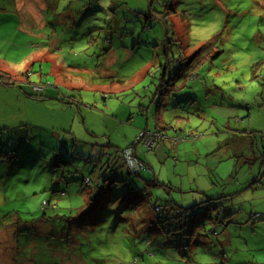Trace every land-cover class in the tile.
I'll use <instances>...</instances> for the list:
<instances>
[{
    "label": "rangeland",
    "instance_id": "obj_1",
    "mask_svg": "<svg viewBox=\"0 0 264 264\" xmlns=\"http://www.w3.org/2000/svg\"><path fill=\"white\" fill-rule=\"evenodd\" d=\"M149 11L154 19L169 12L174 40L185 56L197 57L196 66L174 80L180 81L178 109L168 105L160 113L165 124L197 134L195 146L185 142L191 152L185 163L192 164L175 176L171 161H182L173 152L183 149L184 142L177 140L183 132L177 136L176 129H157L152 110L151 133L157 129L159 145L175 146L167 147L172 160L156 167L157 173L164 169L162 180H154L150 168L142 178L123 173L138 193L128 183L116 185L92 212L99 217L93 223L86 219L90 212L81 210L85 202L80 194L85 177H91L81 172L93 168L88 155L97 150L89 120L110 109L119 115L127 103H138L131 102L129 89L109 96L89 87L103 84L99 77L112 55L110 72L132 81L152 65L135 86L138 91L149 86L144 96L151 97L159 70L165 68L162 43L167 30L149 18ZM72 20L76 26L66 29ZM56 40L52 63L45 56ZM80 66L96 70L88 88L71 89L72 80L64 76L67 87H55L56 73L75 76L83 71ZM0 69L18 76L16 84L0 85V264H264V191L253 194L259 189L253 183L264 171L257 176L259 159L240 164L256 154V143L264 136V0H0ZM41 84L68 96L73 125L53 131V123L39 118L41 111L35 112L37 103L30 97L45 95L35 89ZM70 99L82 102L77 106ZM222 100L228 109L212 107ZM243 103L263 111L245 123V111L234 109ZM114 126L112 144L121 147L130 129L117 122ZM73 146L76 152H68ZM155 149L140 145L138 152L147 163L142 150ZM55 151L67 152L69 162L51 166ZM258 151L263 152L262 144ZM182 183V192L189 193L172 188ZM207 190L213 200L200 195ZM44 202L49 204L43 208ZM172 204L182 208L189 224L179 227L173 221L171 226L160 220L165 208H155ZM229 204L237 208L227 214ZM254 214L261 217L254 219Z\"/></svg>",
    "mask_w": 264,
    "mask_h": 264
},
{
    "label": "crops",
    "instance_id": "obj_2",
    "mask_svg": "<svg viewBox=\"0 0 264 264\" xmlns=\"http://www.w3.org/2000/svg\"><path fill=\"white\" fill-rule=\"evenodd\" d=\"M19 6H21V4H19ZM69 14L70 13H68V15ZM75 24L76 23H74V21H71V23L69 21L68 23H66L64 25V27L67 26L66 29H68L69 25H72V27H75L76 26ZM111 40H112V38H110V41ZM57 43L58 42L56 40L55 43L53 45H51L50 48L47 47V49H49V50L47 51V55L45 56V59L51 61L52 63H53V58L55 56H57L56 52H54V53L52 52V50H54V51H56V49L58 50V47H57L58 44ZM10 44L13 45V43H10ZM110 46L112 47V42H110ZM110 48L108 49V51H107L108 53L106 56H109L111 54L112 49H110ZM106 56H105V58H106ZM95 65L99 66L98 61L96 62ZM85 66H87V65L85 64ZM111 66H112V55H111V60L106 61V64L104 66L105 72H104L103 76L99 77V79H102V82H103V84L101 86H99V85L91 86V87L88 86V82L92 81V79H91L92 77L97 78L94 75L96 70L95 69H89L90 67H81L80 66V68L83 69V71L79 70L80 73L75 75V76H70L67 72H64V71H61L60 74H58V73L55 74V76L57 77L55 87H57V88H60V86L67 87L66 81H63V80L69 79V80H72L71 85L75 86V87H72L71 89L75 88V89L80 90V88H88L89 87L91 89H95L96 91H101L102 93L109 94V96L112 93H114L116 96V95H118L119 92H122V93L128 92L127 91L128 89L131 91V93H130L132 95L131 102L133 101L134 103L137 102L139 104L133 105V104L127 103L126 104L127 107H125L123 112L119 115H116V114L112 115V109H110L108 112H105V113H103L101 111V113H98L99 116L97 118H92L89 120L90 125H91V127L88 126L89 132H90L91 138H93L95 140L94 148L97 149L95 152L99 153L101 151V152H104L105 154H110V156H112L111 154L113 153V151H118L120 148H123L127 144L134 141L138 135L139 130L144 129V128L149 129V130L151 129L149 116H150V112L152 110H153L152 116L155 118V115H154L155 109H152L153 108L152 99L154 100V97H155L154 93L151 94V97L150 96H144L147 93L149 86L143 87L142 91H138V89H136V87H135L137 85V83H139L142 80L141 77H145V75L148 74L146 72L149 70L150 67L152 68V65L148 64L147 68L140 71L138 73L140 75H138L136 79H133V81L130 79L129 76L123 75L124 76L123 77L122 75L119 76L115 73H111L110 69H109ZM92 68H94V67H92ZM82 75H85V76H82ZM63 76L65 79L61 78ZM112 78H119V79L110 80ZM139 79H141V80L139 82H136ZM154 81H157V80H154ZM110 82L114 83V87L111 88V86H109L108 83H110ZM129 82L131 83V85H129ZM154 83L152 85V88H153V91L155 92V84ZM43 85H45V84H43ZM43 85L42 84L37 85V86L35 85L36 86L35 89L37 92L45 93L44 96L40 95V99H37V96H35V95H33L34 98L30 97V99L32 101H35L37 103V105L34 107H35V109H38V110H35V112L41 111V113H40L41 116H39V118L42 119V117H45V121L47 123H53L54 124L53 125V131H54V128H61L63 130V129H65L66 126L68 127L69 125H73L75 123V119H74V117H72L70 115V112H69L70 108L68 107L69 106L68 96L62 92H60L61 94H58L57 92L55 93L53 90L52 91L47 90V89L45 90V88L48 87V85L47 86H43ZM40 87L42 89H40V90L37 89ZM111 90H112V92H110ZM137 91L139 94L137 96H134V94ZM246 95H248V94H246ZM48 101H50V102H48ZM52 101H54V102H52ZM125 101L126 100H124V102ZM81 102H82L81 99H80V101L75 100V99H73V101L71 100V104L74 105L76 103L77 106H79V104H81ZM256 102H257V100H256ZM212 107H214V108L221 107V108H225V109L229 108L228 105L225 104L224 100H222L219 105L215 104ZM231 107L234 108V107H237V105H233ZM239 107H241V108H234V109H238L239 113H241L242 110L245 111L246 114L242 119H244V118L248 119L249 118L248 121L245 123H248L249 121H251L253 119L254 116L258 115L259 113H262V111H263L262 109L258 108V110L255 112V110L251 106H248L247 104H244V103L241 104ZM249 110H250V113L248 112ZM71 114L73 115V113H71ZM112 116H113V122H112ZM83 117H84V121H85L86 120L85 115ZM120 120H124V121H120ZM114 122H117L123 128L130 129V131L127 130V135L125 136V138L122 135V138H124L125 141L123 142L121 147H116L115 145L112 144V128L115 127ZM161 122H162L161 126L164 127L166 125L165 121H163V119H161ZM249 128H251V127H249ZM70 130H71V128H70ZM130 133H131V137L129 136ZM97 141L99 143H96ZM195 143L196 142H194L193 146H195ZM260 144H262V146H263V152L262 153L260 151H258ZM260 144L256 143V149H257L256 154H253L252 157L251 156L247 157L248 161L243 160L242 162H240L241 165H246L249 161L253 160L252 164H256L258 159H259V162L261 161L260 169H259V172L257 174V176H259V177L261 176L262 171H264V136L261 138ZM178 145H181V144H177V146ZM189 146H190V143H184L183 149H180L181 148L180 147L178 150L173 152V154L179 155L178 158H181L182 161H180L179 159H176V158L174 160H172L171 157L168 156V150L169 149L167 147H171L172 150L175 148V146H172L171 142H166V145H163V146L160 144L159 146L156 147V149L154 150L153 153H147V152L142 150V152H143L142 154L144 156L143 158L147 161L148 164L143 159L142 160L146 163L147 167L150 168V170L154 171V176H155L154 180H162V178L164 176V174L162 172L164 169L159 170L158 173L155 172V170H156V167L158 165H162V166L165 165L166 166L169 162L167 160H172L171 162L173 164V166H172L173 172H175L174 173L175 176H178L181 174V172L184 171L183 168L186 169L188 165L190 167L192 164L189 162L185 163V160H190V158H191V157L190 158L188 157L189 152H190L188 150ZM75 150H76V148L73 146V150L69 149L67 151L74 153V152H76ZM62 154H67V152L62 153ZM85 155L86 154H82L83 157ZM180 156H182V157H180ZM113 163L115 164V166H117L119 168L121 167V169L118 172H116L112 169H111V172L109 171L110 175H109L108 179H106V180H108L107 182L109 183V185H110V183L112 185L109 186L108 188H105L104 191L98 192L100 183L104 179L103 178L104 175H101L102 173H100V172H102V171H100V169L98 167H96V169L91 170V172H93L92 175L88 174V176H91L93 182L90 183V180L88 179V177H85L86 188L82 192H80V194L82 196H84V202H85V204L81 207L82 211L87 210L88 208H91V210H92L93 203L95 201H97V203L103 204L104 200H102V198L107 196V195L113 194V192L115 191V189L117 187L116 184L119 183L120 180H122L123 171L125 172V170L121 166L120 160H114ZM53 164H54V161H51V166H55ZM85 172L87 173V170H85ZM109 173H106L105 175H107ZM193 180L196 182V179H193ZM149 182H151V181H149ZM160 183L162 185H164V183H162V182H160ZM256 184L257 185L259 184L258 185L259 189L254 190L253 194H256L259 191H264V174L262 175V177L255 180V182L253 183V186L255 187ZM104 187H105V184H104ZM172 188L174 190L180 192V193H183V194L190 192V191L189 192H182V191L186 190L185 185L183 183L180 184V187H176V188L172 187ZM208 192H209L208 190L205 192H201L200 195H204L205 197H209L208 200H213V197H211V195L208 194ZM96 194H98L97 196H99V197H97V199L94 202H92L93 197ZM150 194L154 196V193L152 190L150 191ZM237 194H239V193H232L229 196H235ZM90 201L92 202L91 205H90V203H91ZM87 205H89V206H87ZM84 206H87V207H84ZM187 206H189V205H187ZM253 206H251V207H253ZM235 208H237V207H235L233 204H229L225 208V213L229 214L233 210H235ZM168 210L169 209H167V211ZM238 210H242V207L238 206ZM255 215L256 214H254L252 216L254 219H256L254 217Z\"/></svg>",
    "mask_w": 264,
    "mask_h": 264
},
{
    "label": "trees",
    "instance_id": "obj_3",
    "mask_svg": "<svg viewBox=\"0 0 264 264\" xmlns=\"http://www.w3.org/2000/svg\"><path fill=\"white\" fill-rule=\"evenodd\" d=\"M64 14L65 15H68L67 13H64ZM157 14H159V13H157ZM148 16H149V18L151 20H159V21H161L162 24H165L166 25V30H167L166 31L165 41L162 43L163 50H164V54H165V57H164L165 58V60H164L165 61V64H164L165 65V68L163 69V72H161L159 70L160 73H161L160 81L157 82V84H155V92L154 91L152 92L155 95L154 100L152 99V101H153L152 102L153 103L152 106H153V109H155L154 110V113H155L154 114L155 115V122H156V126L155 127H159L157 129H161V128L171 129V130L172 129H176L177 136H178V132H181L182 131L183 132L182 137L181 138L177 137L178 142H180V141L181 142H184V143L186 141L196 142L197 134H193L192 132H187L185 128L184 129H180L179 126H176V127L174 125L172 126V123H166V126L161 127V124H162L161 119L162 118H161V114L160 113L161 112H165V110H167V108H168V105H171V106L176 107L178 109V106L180 105V102L177 101V98L176 97H179L180 95H178V93H176L177 92L176 86L179 87L178 86V83L180 81L179 82H176L174 80H177L178 78L179 79L180 78L181 79L184 78L187 75V72L189 71V69L192 68V67H195L196 66L195 65L196 62L198 63L197 57L191 58L189 56H185L184 53H183V47H182V45L181 44H178L179 41H177V39L174 40V38L177 37V34L175 32L174 23H172L171 16H170V13L169 12L166 13V17H162V18L156 17L154 19V18H152V15L150 14V11H149ZM148 21L149 20H147V22H146V27H150L151 28V26H148L147 25V24H149ZM107 42L110 43V39L107 40ZM176 51H177V56L174 53ZM162 66L163 65L160 64V67L161 68H163ZM175 66H176V68L172 71L170 69V67L171 68H174ZM15 77H18V76H13L12 74H10V73H8V72L3 71V70L0 69V85L12 86V85H14V83L16 84L15 81H17V79ZM192 78H194V75L192 76ZM35 96H37V95H35ZM104 98H106V97H104ZM173 100L176 101L175 104H172V101ZM170 102H171V104H170ZM175 118L178 119V120H180L179 117H175ZM157 129H155L154 133L155 132H158ZM143 131H149V132H151V130L144 128V129H141L140 130V134ZM198 135L199 136L200 135L203 136V134H198ZM138 137H136L135 141L127 144L123 148H120L118 151H113V153L111 154L112 156H110V154H105L104 152H101V151L99 153L98 152L93 153V156H89L88 155V159L90 161L94 160L93 162L95 164H92V167L93 168L87 169V173L85 172V170L82 171L81 176H83V177L86 176V175L88 176V174L92 175L93 172H91V170L92 169H96V167H98L100 169V171H102V172H100V173H102L101 175H104L103 176L104 179L101 181L100 186H99V189H98V192H102V191L105 190V188H108L109 186L112 185L111 183L109 185V183L107 182L108 180H106V179H108V177L110 175L109 171L111 172V169H112V170L118 172L121 169V167L119 168V167L115 166V164L113 163V161L114 160H120L121 166L125 170V172L123 171L124 174L125 173H128L129 175H132L134 177L142 178L144 176V172H146L148 170V167L145 164V162L142 160V158H141V156H140V154L138 152V147L141 145L146 150H153L155 147L158 146L159 142L156 141V143L153 146V148L152 149H148L143 144V142H141V141L138 142L137 141ZM128 148H130L132 150H135V152L138 155V157L140 158V160L145 164V167L142 170V173H140V175L131 174L127 170V168H126V166L124 164L123 152L126 149H128ZM62 153H64V151L63 152H60V151H57L56 152V156H55V160H54V164H53V165H55L54 168L61 166L62 163L65 165L66 163L69 162L68 160H70V157L69 158H66L65 157V154H62ZM106 173H109V174L105 175ZM122 177H123V175H122ZM88 179L90 180V183L93 182V180H92L91 177H88ZM121 181L123 183L124 182L125 183H128L129 186H131L129 188H131V190H134L133 191L134 193H138V192L135 191L136 188H134L129 182L124 181L123 178L116 185H118V184L120 185L122 183ZM147 182H148V180H147ZM148 183L150 184V182H148ZM104 184H105V187H104ZM98 194L94 195L92 202H94L97 199V197H99V196H97ZM133 196L134 197H138V194L133 195ZM48 204L49 203L44 202L43 205H42L43 208L45 206H47ZM99 204L100 203H97V201H95L93 203L92 210H91V208H88L87 210H83V212H90V215L87 217V219L91 218V220H92L93 223H97L99 221L98 215L92 214V212L95 211L99 207ZM164 208H165V210H164ZM155 209H157L160 212H162L163 210L165 211V213H164L165 216L159 217L160 220H162L163 222H165V224L169 223V225L175 226V225H173V221H174L180 227L181 223H183L185 225V223L186 224H189L191 222L190 220H188L189 219L188 216H185L184 219L182 218L181 211H180V209H182V208L176 206L175 204L166 205V206H157ZM167 209H169V210L167 211ZM256 215H257V217H255L256 219H258L259 217H261L260 214H256ZM80 217L83 219L85 217V215H80ZM96 219H98V220L96 221ZM193 226H195L194 222H193Z\"/></svg>",
    "mask_w": 264,
    "mask_h": 264
},
{
    "label": "built area",
    "instance_id": "obj_4",
    "mask_svg": "<svg viewBox=\"0 0 264 264\" xmlns=\"http://www.w3.org/2000/svg\"><path fill=\"white\" fill-rule=\"evenodd\" d=\"M37 89H42V88H37ZM159 132L151 133L149 131H143L139 135L137 141L138 142H143V144L146 146L148 149H152L153 146L155 145L156 141L159 138ZM123 157H124V164L127 168V170L131 174H137L140 175L142 173V170L145 167V164L140 160L138 155L136 154L135 150H132L130 148L126 149L123 152ZM254 217H257L254 216Z\"/></svg>",
    "mask_w": 264,
    "mask_h": 264
}]
</instances>
